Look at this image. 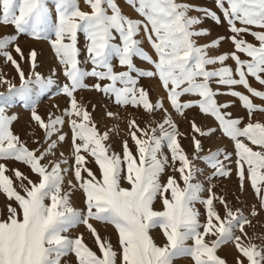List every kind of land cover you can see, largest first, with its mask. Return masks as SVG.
Wrapping results in <instances>:
<instances>
[{
	"label": "snow or ice",
	"instance_id": "snow-or-ice-1",
	"mask_svg": "<svg viewBox=\"0 0 264 264\" xmlns=\"http://www.w3.org/2000/svg\"><path fill=\"white\" fill-rule=\"evenodd\" d=\"M85 3L90 6V12L81 10L79 0H51V7L50 0H0V24L13 26L15 30L14 34L0 37V56L16 68L20 79L17 85L0 75V85L7 86L6 92H0V193L7 200L6 217L0 218V264H62L69 254L75 255L77 264H174L177 258L185 256L194 264H226L217 251L230 241L248 264H264V246L245 244L242 239L247 237L244 226L250 224L242 210H233L224 197L212 192L211 184L207 189L209 195H202L203 184L194 182L200 170L182 148L179 131L171 118L158 122L156 127L145 128L133 120L130 135L137 155L127 140L122 141L121 155L107 143L109 131L100 132L91 113L76 98L79 90H95L114 97L116 105L142 107L151 114L164 110V102L153 103L148 91L138 85L140 78H158L175 112L183 115L186 110L197 107L202 114L211 116L221 132L234 141L240 187L249 181L264 207V123L252 121L254 112H264V106L255 104L252 97L264 100V91L253 88L249 80L254 78L264 86V0H216L231 35L205 45H199L196 38L208 36L210 31L197 26L204 19L222 23L221 17L211 9L182 0H126L142 17L134 19L122 12L118 0H85ZM193 11L202 16L189 15ZM238 22L242 26L238 27ZM253 27L262 31H252ZM141 30L155 58L136 38ZM25 34L37 41H50L67 81L59 92L69 98V107L61 115L49 113L47 121L38 114L37 107L41 97L55 87V81L52 76L44 77L34 71L38 55L35 49L30 50L27 58L24 56L18 40ZM245 35L255 37L259 46L247 42ZM81 36L85 59L92 65L91 69L81 66L78 46ZM226 39L235 51L217 56L208 54L210 48L218 49ZM13 51L22 61L30 60L33 69L30 75L25 74ZM238 53L250 59L242 60ZM134 58H140L152 68H138ZM229 59L235 62V68L226 64ZM113 60L126 70L115 71ZM213 65L220 67H209ZM89 77L98 82L88 85L85 81ZM105 80L109 83L99 82ZM213 82L217 85L215 89ZM238 86L249 94L237 91ZM221 95L241 101L248 113L246 124L243 118L233 117L226 111L232 107L231 101L218 102L216 97ZM184 96L198 99L184 101ZM17 102L31 111L32 119L44 130L48 143L47 147L41 145L43 150L29 149L14 133L12 125L18 117L8 115L7 109ZM106 115L114 116L112 112ZM65 123L71 131V165L64 153H60L59 159H47L54 157L55 150L67 139L62 131ZM191 123L194 133L200 136H210L216 131L212 127L201 128L195 121ZM164 142L172 161L180 162L176 170L183 187L175 177L161 183L160 176L168 164V157L162 154ZM194 148L197 153L203 151L200 139L194 138ZM231 156L223 150H210L202 158L214 170L213 179L231 175V169L225 164L231 161ZM89 157L98 166L99 177L87 167ZM196 159L201 157L197 155ZM7 161L27 166L39 177L38 182L19 169H12L18 181L14 186L13 179L6 174ZM69 172L76 183L68 181L69 190L65 191L63 185ZM122 181L129 187H123ZM77 188L84 195L83 209L73 206L71 200L72 190ZM157 197L162 201L163 210L154 207ZM197 203L206 209L203 223L195 207ZM216 203L224 207V217ZM93 222L115 228L119 252L110 241L101 239ZM81 224L94 236L101 255L85 243L82 234L70 235ZM156 228L165 238L162 245L150 234ZM236 230L242 236L235 235ZM237 264L244 261L238 259Z\"/></svg>",
	"mask_w": 264,
	"mask_h": 264
},
{
	"label": "rangeland",
	"instance_id": "rangeland-1",
	"mask_svg": "<svg viewBox=\"0 0 264 264\" xmlns=\"http://www.w3.org/2000/svg\"><path fill=\"white\" fill-rule=\"evenodd\" d=\"M182 2L189 3L192 5L201 6L204 8L211 9L215 11L220 17L222 23L217 24L211 19H204L203 23L198 25L197 28H206L210 31V35L201 36L196 38L199 45H205L209 42L217 39L218 37H229L231 35L229 31V26L224 20L223 13L216 5V0H182ZM119 6L122 9V12L134 19H142L138 13L126 3V0H118ZM49 6L51 7V0ZM79 6L83 11H91L90 6L85 3V0H79ZM227 7V4L225 5ZM191 16H202L200 12H190ZM237 26L242 25L237 23ZM252 31H262L259 28H252ZM15 30L13 26H5L0 24V37H3L8 34H14ZM142 41V47L149 54L155 58L156 54L151 47V44L148 42L143 30H141L140 35L136 37ZM247 42L259 46V41L252 35H245L243 37ZM18 44L22 49L24 56L27 58L29 56L30 50L35 49L37 52V62L34 69L35 72L40 73L44 77L52 76L55 81V87L51 89L45 96L41 97L37 111L46 121L49 113L55 115H61L62 110L69 107V98L60 93L59 89L63 83H66V78L63 75L62 66L59 64L58 59L50 45L48 40H35L30 38L28 35H21ZM81 48L80 59L83 61L82 67L91 69L92 65L86 62L85 59V45L83 37H80V43L78 45ZM11 50V49H10ZM235 51L233 44L229 40H224L221 46L218 49L210 48L208 54L210 56H217L221 53L228 52L231 53ZM46 54V55H45ZM242 60L250 59L243 53H238ZM12 55L15 59L20 62L21 68L26 75H30L33 69L31 68V62L28 59L21 60L20 56L12 52ZM135 64L138 68L144 70H150L152 66L147 62L141 60L140 58H134ZM115 66V71L121 72L125 71V68H122L118 65L116 60H113ZM226 64L235 68V62L229 59ZM210 68H219L220 65L209 66ZM0 75L12 80L14 83L19 85L20 79L17 73L16 68L10 63L6 62L3 56H0ZM135 75V74H133ZM250 84L253 88L260 91H264V86L260 85L254 78H249ZM98 81L95 78H87L85 83L88 85H93ZM102 84H107L109 81H99ZM117 86H120L119 84ZM139 87H143L148 91L150 100L153 103H157L160 100L164 102V110H157L153 113L146 112L142 107H132L124 106L121 107L114 103V97L110 95H105L99 91L95 90H79L76 93V98L78 102L84 105L88 111L91 113L93 121L99 128L100 132L109 131L110 139L107 142L111 146V150L123 154L122 141L127 140L129 148L132 150L134 155H137L136 145L130 135V124L133 120L139 125L140 128H145L148 125L151 127H156L158 122H162L165 118H171V120L176 125L179 131V141L188 154L189 158L193 161L195 168L200 171L196 174V180L194 182H199L203 184L205 191L202 193L204 197L209 195L207 189L210 184L214 187L212 192L217 196L224 197L229 206L233 210H242L243 214L248 217L250 224L244 226V232L247 234V237H243L242 233L238 230L235 231V235L242 236L245 244L255 243L257 245L264 246V207H261V203L258 200L257 196L254 194V191L249 183V181H244V187H240V179L237 174V165L235 161L237 156L235 154V145L234 141L226 137L221 130L219 129L218 123L208 115L201 113L199 108L193 107L192 109L186 110L183 115L178 114L171 107L169 100L167 99V92L162 87L161 81L158 78H140ZM212 87L215 89L217 85L213 82ZM221 91H226L225 88H220ZM237 91L244 94L247 93V90L238 86ZM7 86L0 85V92H6ZM198 97L195 96H184L182 100H195ZM216 99L220 103L227 101L232 102V107L228 108L226 111L230 112L233 117L243 118L244 123L248 122V113L246 109L242 106L241 101L235 97L229 95L217 96ZM253 102L257 105L264 106V100L252 97ZM112 112L114 114L113 118H109L106 113ZM8 115H16L17 120L13 122L12 128L15 134L19 135L21 140L26 143L29 149H37L47 147V139L45 136L44 130H42L39 125L32 119L31 111L23 107V105L17 102L14 106H10L7 109ZM192 121H195L198 126L201 128L212 127L216 128V131L210 136H200L197 133H194L192 129ZM253 122L264 123V112H254L252 115ZM62 131L67 134V139L61 143L58 148L55 150V156L48 157L47 159H59L60 153H64V158L69 161V165L72 164V141H71V131L67 123L63 126ZM160 133L157 132V135ZM139 135V133H138ZM194 138L200 139L202 142L203 151L197 153L194 148ZM55 139V136L53 137ZM251 146V145H250ZM254 150H259L257 146H252ZM43 150V148H41ZM211 151L223 150L227 153H231V161H225L227 167L231 169V175L228 177H217L212 178L213 169H211L208 164L202 159L204 156L209 155ZM162 154L168 157V164L165 166V170L160 176L161 183H166L169 177H175L178 181L180 187H183V181L181 179L180 173L176 170L180 167V162H173L171 159V152L167 147V143L164 142L162 145ZM199 155L201 159H196V156ZM89 162L87 167L95 173L97 177L100 176V170L98 166L92 162V158H88ZM47 162V160L45 161ZM7 167L9 171L6 172L13 181L14 186L18 184L16 178L12 172V169H19L21 172L26 174L32 181L38 182L39 177L32 173L30 169L22 163L16 161H7ZM69 165H62V167H69ZM68 181L76 183L74 176L71 172L67 173L64 181V190H69ZM24 183H27L25 181ZM123 187H129V184L126 181H122ZM18 190H20L18 188ZM71 200L73 206L83 209L84 205V195L79 188L72 190ZM47 202V201H46ZM7 200L5 196L0 193V218L6 217L5 204ZM217 210L219 211L221 217L225 216L224 207L216 203ZM154 207L156 210H163V205L160 197H157ZM197 210L200 213L201 222L206 220V209L203 204L197 203L195 205ZM255 211L257 214L252 215V212ZM96 227L102 240L110 241L115 250L119 252L118 244V234L115 228L109 224H101L99 222H93ZM82 234L85 243L88 244L98 255H101L100 250L95 242L94 236L89 232V230L84 225H78L76 228L72 229L70 235L76 237ZM153 236L155 242L159 245H162L165 242V238L159 228L153 229L150 233ZM189 243H192L189 241ZM217 254L226 261V264H237V260H243L244 264H248V261L235 247V243L230 241L222 245ZM62 264H77V258L74 254H69L64 257ZM174 264H194L190 257H180L174 261Z\"/></svg>",
	"mask_w": 264,
	"mask_h": 264
},
{
	"label": "bare ground",
	"instance_id": "bare-ground-1",
	"mask_svg": "<svg viewBox=\"0 0 264 264\" xmlns=\"http://www.w3.org/2000/svg\"><path fill=\"white\" fill-rule=\"evenodd\" d=\"M46 55V54H45Z\"/></svg>",
	"mask_w": 264,
	"mask_h": 264
}]
</instances>
